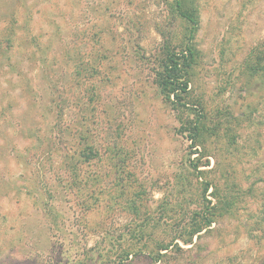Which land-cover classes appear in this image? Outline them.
Masks as SVG:
<instances>
[{"label":"rangeland","instance_id":"374dc122","mask_svg":"<svg viewBox=\"0 0 264 264\" xmlns=\"http://www.w3.org/2000/svg\"><path fill=\"white\" fill-rule=\"evenodd\" d=\"M192 4L197 138L173 0H0V264H264V0Z\"/></svg>","mask_w":264,"mask_h":264},{"label":"trees","instance_id":"16d2710c","mask_svg":"<svg viewBox=\"0 0 264 264\" xmlns=\"http://www.w3.org/2000/svg\"><path fill=\"white\" fill-rule=\"evenodd\" d=\"M192 5V0H173V10H175L181 19L190 24V29L179 50L166 49L158 71L155 73L154 82L160 95L173 109L186 113L189 121L185 127L187 131L191 130L193 132L191 137L197 138L201 124L200 120L203 119V116L200 114V111H197L199 113L196 114L192 112L199 105L197 104L198 106H196L194 104V100L190 98L189 93V71L195 60V50L192 45V40L197 26L195 10ZM262 59L263 64L249 66L248 71L261 73L264 76V55ZM208 224H210L209 221L206 226ZM201 230V228L195 229L192 235L201 232Z\"/></svg>","mask_w":264,"mask_h":264}]
</instances>
